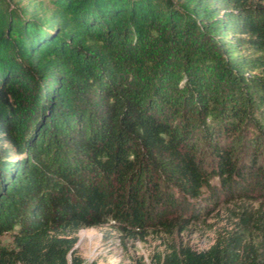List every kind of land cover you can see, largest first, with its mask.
I'll return each instance as SVG.
<instances>
[{
    "label": "trees",
    "instance_id": "trees-1",
    "mask_svg": "<svg viewBox=\"0 0 264 264\" xmlns=\"http://www.w3.org/2000/svg\"><path fill=\"white\" fill-rule=\"evenodd\" d=\"M208 110L216 129L182 117ZM214 176L264 197V0H0V264H82L78 230L111 219H197ZM243 233L153 264H264V229Z\"/></svg>",
    "mask_w": 264,
    "mask_h": 264
},
{
    "label": "rangeland",
    "instance_id": "rangeland-1",
    "mask_svg": "<svg viewBox=\"0 0 264 264\" xmlns=\"http://www.w3.org/2000/svg\"><path fill=\"white\" fill-rule=\"evenodd\" d=\"M144 67L126 65L124 71L138 81H145L148 73ZM92 89L94 83H87ZM185 117L199 125L203 121L211 129H216L221 122L217 110L202 111L199 115L188 112ZM222 144V141H220ZM209 153V151H207ZM250 148L238 147L239 164L246 163ZM207 159H210L207 156ZM214 162L209 163L208 170ZM234 188L225 189L217 176L211 177V186L202 187L198 197L197 219L189 222H175L168 227H148L145 229H128L112 219L103 225L82 227L78 230L75 243L82 264H153L157 255H163L173 248L191 246L196 250L209 247L217 238L228 239L231 234L244 231L246 240H258L263 236L264 197L261 195H242L244 185L237 182ZM240 184V185H239ZM214 190V193L211 191ZM252 194L257 191L251 190ZM257 222V224H256ZM0 245L13 247V235L10 231L0 234Z\"/></svg>",
    "mask_w": 264,
    "mask_h": 264
}]
</instances>
